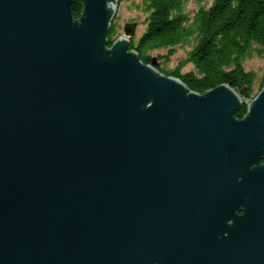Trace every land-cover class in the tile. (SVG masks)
Listing matches in <instances>:
<instances>
[{
	"label": "water",
	"instance_id": "water-1",
	"mask_svg": "<svg viewBox=\"0 0 264 264\" xmlns=\"http://www.w3.org/2000/svg\"><path fill=\"white\" fill-rule=\"evenodd\" d=\"M77 1L0 0V264H264V86L190 90Z\"/></svg>",
	"mask_w": 264,
	"mask_h": 264
},
{
	"label": "trees",
	"instance_id": "trees-1",
	"mask_svg": "<svg viewBox=\"0 0 264 264\" xmlns=\"http://www.w3.org/2000/svg\"><path fill=\"white\" fill-rule=\"evenodd\" d=\"M187 0H142L146 28L139 38H131L129 50H135L142 62H152L151 52L168 49L172 54L177 45L194 41L185 63L193 69L181 72L169 70L157 62L156 68L167 76L180 78L190 90L205 93L222 84L235 90L247 88L245 98H254L253 84L257 75L247 71L244 60L257 52L264 57V0H213L190 17ZM75 18H80L82 2L72 6ZM118 38L110 28L108 45ZM264 86V78L261 88ZM260 88V90H261ZM247 104L236 113L243 118Z\"/></svg>",
	"mask_w": 264,
	"mask_h": 264
},
{
	"label": "rangeland",
	"instance_id": "rangeland-1",
	"mask_svg": "<svg viewBox=\"0 0 264 264\" xmlns=\"http://www.w3.org/2000/svg\"><path fill=\"white\" fill-rule=\"evenodd\" d=\"M212 2L213 0H187L186 11L189 13L190 17L193 18L195 13L201 7H208ZM144 8L142 0H119L116 15L112 22L118 37L125 35V23L134 21L138 23L134 38L137 40V38L140 37L146 28L145 20L148 16V13L144 10ZM193 45L194 41H190L188 43L186 42L175 46L172 54H170L168 49L154 50L150 54L152 58H155L157 62H159L162 67L166 69L175 70L181 67V72H187L193 69L192 64L185 63L188 52L191 50ZM244 67L247 71H253L257 75L256 81L253 84V95L255 96L259 93L261 83L264 78V57L254 51L253 54L247 56L244 60ZM246 90L247 88H245V92ZM243 101H246L245 96H243Z\"/></svg>",
	"mask_w": 264,
	"mask_h": 264
},
{
	"label": "flooded vegetation",
	"instance_id": "flooded-vegetation-1",
	"mask_svg": "<svg viewBox=\"0 0 264 264\" xmlns=\"http://www.w3.org/2000/svg\"><path fill=\"white\" fill-rule=\"evenodd\" d=\"M135 36H133L132 38H134ZM261 165H264V158L262 159V161H261ZM226 224H232V221L230 220V221H227L226 222Z\"/></svg>",
	"mask_w": 264,
	"mask_h": 264
}]
</instances>
